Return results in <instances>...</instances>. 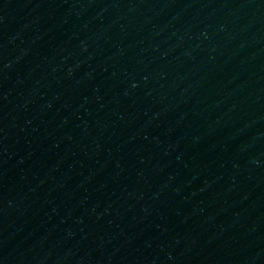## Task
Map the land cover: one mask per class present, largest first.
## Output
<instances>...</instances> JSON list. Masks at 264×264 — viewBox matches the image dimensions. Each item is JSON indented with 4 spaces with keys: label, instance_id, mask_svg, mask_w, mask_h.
<instances>
[{
    "label": "water",
    "instance_id": "95a60500",
    "mask_svg": "<svg viewBox=\"0 0 264 264\" xmlns=\"http://www.w3.org/2000/svg\"><path fill=\"white\" fill-rule=\"evenodd\" d=\"M0 264H264V0H0Z\"/></svg>",
    "mask_w": 264,
    "mask_h": 264
}]
</instances>
